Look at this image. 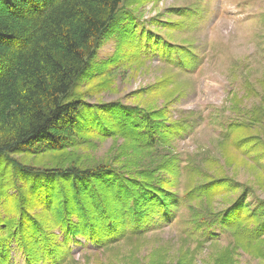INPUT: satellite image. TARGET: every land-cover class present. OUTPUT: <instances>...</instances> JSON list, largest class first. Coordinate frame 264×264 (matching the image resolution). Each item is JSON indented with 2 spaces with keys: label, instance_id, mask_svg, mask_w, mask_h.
Wrapping results in <instances>:
<instances>
[{
  "label": "trees",
  "instance_id": "16d2710c",
  "mask_svg": "<svg viewBox=\"0 0 264 264\" xmlns=\"http://www.w3.org/2000/svg\"><path fill=\"white\" fill-rule=\"evenodd\" d=\"M122 4L123 0H0V264H13L12 246L24 264H67L74 259L70 241L82 239L105 250L139 239L173 223L190 201H205L211 210L205 219L188 221L194 229H204L206 238L200 243L215 244L221 235L231 234L237 249L264 260V202L253 207L246 194L230 199L239 184L224 173L194 175L202 180L183 195L176 189L182 170L189 176L195 172L182 169L178 157H171V142L184 139L188 119L169 121L165 110L143 111L121 102L90 104L82 93L72 94L79 79L93 81L103 72V65L97 68L91 61L112 28L133 59L149 58L152 52L178 65L172 57L183 55L179 69L194 60L131 15L124 18ZM190 11L172 13L186 18ZM180 24L163 23L178 29ZM115 61L117 65L123 60ZM237 123L225 130L223 144L234 145L254 161L249 169L264 173V164L258 162L264 159V141L247 137L249 129ZM241 129L246 134L230 141ZM94 134L101 140L123 138L133 154L170 148H162L167 151L156 168L122 164L119 169L107 163L24 168L6 157L43 148L60 153L73 141ZM229 147L224 145L223 151ZM219 199L228 204L212 211ZM230 253H224L219 264H226ZM177 263L190 264L187 257H179ZM148 264L161 263L152 256Z\"/></svg>",
  "mask_w": 264,
  "mask_h": 264
},
{
  "label": "rangeland",
  "instance_id": "374dc122",
  "mask_svg": "<svg viewBox=\"0 0 264 264\" xmlns=\"http://www.w3.org/2000/svg\"><path fill=\"white\" fill-rule=\"evenodd\" d=\"M180 9H189L191 14L178 18L172 12ZM122 10L124 18L131 15L145 29L160 34L167 44L192 54L194 60L179 69L178 60L183 55L172 57L178 65L167 64L152 52L149 58L133 59L129 47L112 28L99 41L91 61L97 68L103 65V72L93 81L79 79L72 94L82 93L90 104L121 102L143 111L165 110L169 121L188 119L190 127L187 126L184 139L171 142L174 147L171 157L176 155L182 169L190 167L195 172L189 176L188 170H182L176 189L183 195L202 180L192 178L194 175L216 177L224 173L239 184L230 199L246 194L250 205L259 206L264 202V173L249 169L254 161H248L250 157L241 154L234 145L223 144L227 140L223 137L228 126L238 122L249 129L247 137L264 141V0H123ZM180 21V29L163 25ZM118 59L123 61L116 65ZM239 131L230 141L246 134L243 129ZM96 136L75 140L60 153L43 148L6 157L14 166L24 168L55 169L72 164L94 167L99 163L119 169L122 164L156 168L159 157L167 151L162 148H170L164 145L158 153L133 154L123 138L101 140ZM224 145L230 150L223 151ZM258 162L262 165L264 159ZM8 193L13 194L11 190ZM227 204L219 199L212 211ZM180 211L173 223L160 230L105 250L82 239H76L78 243L70 241L69 253L74 259L69 258L67 264H148L152 256L161 264H178L179 257H187L190 264H219L228 250L231 253L226 264H264L263 259L237 249L231 234L221 235L215 244L200 243L206 238L204 229L196 230L188 221L208 216L211 210L205 201H190ZM11 248L13 264H24L15 248Z\"/></svg>",
  "mask_w": 264,
  "mask_h": 264
}]
</instances>
